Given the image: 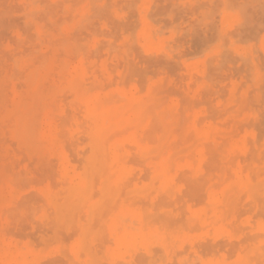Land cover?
Returning a JSON list of instances; mask_svg holds the SVG:
<instances>
[{
  "label": "rangeland",
  "instance_id": "rangeland-1",
  "mask_svg": "<svg viewBox=\"0 0 264 264\" xmlns=\"http://www.w3.org/2000/svg\"><path fill=\"white\" fill-rule=\"evenodd\" d=\"M263 11L0 0V264H264Z\"/></svg>",
  "mask_w": 264,
  "mask_h": 264
},
{
  "label": "bare ground",
  "instance_id": "bare-ground-1",
  "mask_svg": "<svg viewBox=\"0 0 264 264\" xmlns=\"http://www.w3.org/2000/svg\"><path fill=\"white\" fill-rule=\"evenodd\" d=\"M256 1H257V0H256ZM57 2H58V1H57ZM67 2H68V1H67ZM233 2H234V1H233ZM61 3H62V2H61ZM119 3H120V2H119ZM250 3H251V2H250ZM256 3H257V2H256ZM258 3H259V2H258ZM130 4H131V3H130ZM254 4H255V3H254ZM243 5H244V3H243ZM261 5H262V4H261ZM27 6H28V5H27ZM245 6H247V5L245 4ZM186 7H187V5H186ZM202 9H203V8H202ZM204 9H206V8H204ZM230 9H231V8H230ZM256 9H258V8L256 7ZM240 10H241V9H240ZM39 11H40V10H39ZM242 11H244V10H242ZM245 11H246V10H245ZM245 11H244V12H245ZM255 11H256V10H255ZM31 12H32V11H31ZM37 12H38V11H37ZM244 12H243V13H244ZM263 12H264V11H263ZM263 12H262V13H263ZM243 13H242V15H243ZM246 13H247V12H246ZM249 13H250V12H249ZM251 15H252V14H251ZM51 16H52V15H51ZM244 16H245V15H244ZM244 16H243V17H244ZM247 16H248V15H247ZM252 16H253V15H252ZM256 16H257V15H256ZM70 17H71V16H70ZM250 17H251V16H250ZM33 18H34V17H33ZM259 18H261V17H259ZM36 19H37V18H36ZM52 19H53V18H52ZM60 19H61V18H60ZM245 19H246V18H245ZM246 21H247V23L249 22V21H248V18L246 19ZM39 22H40V21H39ZM47 23H48V22H47ZM54 23H55V22H54ZM247 23H246V26H247ZM248 24H249V23H248ZM258 24H259V23H258ZM258 24H256V25H258ZM261 24H263V22H262ZM61 25H62V24H61ZM253 25H254V24H253ZM225 26H226V25H225ZM46 27H47V26H46ZM239 27H240V26H239ZM247 27H248V26H247ZM234 28H235V27H234ZM250 29H251V28H250ZM237 31H238V30H237ZM241 31H243V30H241ZM251 31H252V30H251ZM238 33H239V32H238ZM248 33H249V32H248ZM212 34H213V33H212ZM260 34H261V33H260ZM112 35H113V34H112ZM248 35H249V34H248ZM254 35H255V33H254ZM63 36H64V35H63ZM250 36H251V35H250ZM222 38H223V37H222ZM227 38H228V37H227ZM21 40H22V39H21ZM62 40H63V39H62ZM213 40H214V39H213ZM239 40H240V39H239ZM67 41H68V40H67ZM249 41H250V40H249ZM104 42H105V41H104ZM73 43H74V42H73ZM245 43H247V42H245ZM125 44H126V43H125ZM19 45H20V44H19ZM19 45H18V46H19ZM28 45H29V44H28ZM31 45H32V44H31ZM76 45H77V44H76ZM223 45H224V44H223ZM30 48H31V47H30ZM127 48H128V47H127ZM32 49H33V48H32ZM49 50H50V49H49ZM252 50H253V49H252ZM129 51H130V50H129ZM26 52H27V51H26ZM30 53H31V52H30ZM33 53H34V51H33ZM38 53H39V52H38ZM10 54H11V53H10ZM16 54H17V53H16ZM232 54H233V53H232ZM259 54H260V53H259ZM123 56H124V55H123ZM247 56H248V55H247ZM41 57H42V56H41ZM17 58H18V57H17ZM10 59H11V58H10ZM47 59H48V58H47ZM45 60H46V59H45ZM45 60H44V61H45ZM211 60H212V59H211ZM206 61H207V60H206ZM7 62H8V61H7ZM18 62H19V61H18ZM1 63H2V62H1ZM9 63H10V62H9ZM16 63H17V62H16ZM34 63H35V62H34ZM50 63H51V62H50ZM11 64H12V63H11ZM45 64H46V63H45ZM45 64H44V65H45ZM42 66H43V65H42ZM212 66H213V65H212ZM246 66H247V65H246ZM8 68H9V67H8ZM108 68H109V67H108ZM242 68H243V67H242ZM207 69H208V67H207ZM221 69H222V68H221ZM67 70H68V69H67ZM13 71H14V69H13ZM246 71H247V70H246ZM263 71H264V70H263ZM9 72H10V71H9ZM11 72H12V71H11ZM24 72H25V71H24ZM213 72H214V71H213ZM207 74H208V73H207ZM70 76H71V75H70ZM170 76H171V75H170ZM226 79H227V78H226ZM59 80H60V79H59ZM206 80H208V79H206ZM33 82H34V81H33ZM197 83H198V82H197ZM219 83H221V82H219ZM6 84H7V83H6ZM145 84H146V83H145ZM139 86H140V85H139ZM235 86H236V85H235ZM110 87H111V86H110ZM223 87H224V86H223ZM243 87H245V86H243ZM73 88H74V85H73ZM224 88H225V87H224ZM238 90H239V89H238ZM256 90H257V89H256ZM91 91H92V90H91ZM134 91H135V90H134ZM136 91H137V90H136ZM136 91H135V92H136ZM144 91H145V90H144ZM236 92H237V91H236ZM261 92H262V91H261ZM127 93H128V92L126 91V94H127ZM141 93H142V92H141ZM141 93H140V94H141ZM221 93H222V92H221ZM29 94H30V93H29ZM218 95H219V94H218ZM235 95H236V93H235ZM250 95H251V94H250ZM116 96H117V95H116ZM126 96H127V95H126ZM128 96H129V101L133 100V99H130V95H128ZM219 96H220V95H219ZM211 97H212V96H211ZM251 97H252V96H251ZM114 98H115V96H114ZM117 98H118V97H117ZM117 98H116V99H117ZM127 98H128V97H127ZM136 98H138V97H136ZM140 98H141V97H140ZM140 98H139V99H140ZM123 99H124V98H123ZM252 99H253V97H252ZM252 99H251V100H252ZM22 100H23V99H22ZM26 100H28V99H26ZM104 100H106V99L104 98ZM109 100H110V98H109ZM112 100H113V99L111 98V101H112ZM120 100H121V101H128V99H127V100H126V99H125V100H122L121 98H120ZM251 100H250V101H251ZM39 101H40V100H39ZM111 101L109 102V104H110V106L108 105L109 107H112V106H113V104L111 103ZM129 101H128V102H129ZM140 101H141V100H140ZM200 101H201V100H200ZM112 102H113V101H112ZM115 102H116V101H115ZM40 103H41V102H40ZM42 103H43V102H42ZM93 103H94V104H97V105H95V107H97L98 105L101 106L102 103H104V105H102V107H103V106L106 107L107 104H108V103H107V104L105 105V101H104V102L100 101L101 104H98L99 102L97 103V100H96V102H93ZM116 103H117V102H116ZM116 103H114V104H116ZM131 103H132V102H131ZM183 103H184V101H183ZM233 103H234V102H233ZM20 104H21V103H20ZM76 104L78 105V103H76ZM94 104H92V105L94 106ZM117 104H118V103H117ZM119 104H120V103H119ZM138 104H139V101H138ZM138 104H137V103H134V104L132 105V107H133V108H134V107H138V108H139V106H140V107H143V106H144L143 101H142V103L139 104V106H138ZM195 104H196V103H195ZM207 104H208V103H207ZM213 104H214V103H213ZM47 105H48V104H47ZM74 105H75V104H74ZM128 105H131V104H128ZM135 105H136V106H135ZM142 105H143V106H142ZM156 105H158V104H156ZM162 105H163V104H162ZM100 106H99V107H100ZM149 106H150V105H149ZM152 106H153V105H152ZM2 107H4V106L2 105ZM7 107H8V106H7ZM10 107H11V106H10ZM19 107H20V106H19ZM22 107H24V106H22ZM79 107H80V106H79ZM90 107H92V106H90ZM126 107H127V106H126ZM132 107H131V108H132ZM153 107H154V106H153ZM153 107H152V108H153ZM232 107H233V106H232ZM5 108H6V107H5ZM19 109H20V108H19ZM19 109H18V110H19ZM1 110H2V108H1ZM21 110H22V109H21ZM21 110H20V112L17 111V112H18V113H17L18 116H17L16 113H15L16 115L14 114L15 116L18 117V120H17V122H16V125L19 127V129H20L21 127H22V128L30 127V125L32 124V120H31V118H33V116L30 117L31 114L29 113V111H28V112H23V111L21 112ZM132 110H133V109H132ZM145 110H148V108L145 109ZM145 110H144V112H145ZM106 111H107V110H106ZM130 111H131V109H130ZM138 111H139V110H138ZM182 111H183V110H182ZM208 111H209V110H208ZM125 112H126V111H125ZM125 112H124V113H125ZM139 112H141V111H139ZM144 112H142V113H144ZM146 112H147V111H146ZM209 112H210V111H209ZM79 113H80V112H79ZM104 113L107 115V112H104ZM104 113H103V114H104ZM124 113H123V116H124ZM126 113H127V112H126ZM135 113H136V112H135ZM149 113H150V112H149ZM166 113H167V112H166ZM105 114H104V115H105ZM150 114H151V113H150ZM217 114H218V113H217ZM229 114H230V113H229ZM101 115H102V114H101ZM104 115H102V118H101L103 121L100 120V122H99V121L97 122V118H98L100 115H99L98 117H96V119L94 120L95 122L93 121V122L95 123V126H94L93 136L91 135V136L93 137L94 141H96V142L98 143V145H99V146H98V151H96V150H95L96 152L94 151V153L97 154V155H94V157L98 156V154H99V157H100V158H103V156L106 155V154H105V153H106L105 144H106V143L108 144V142H109V141L107 142V138H108V137H107V136H108V135H107V132H108V134H109V130L111 129V128H110V129H107V128L110 127V125H109L110 123H109V121H107V120H109V119H107L106 115H105V116H104ZM117 115H118V114H117ZM211 115H212V114H211ZM213 115H214V114H213ZM77 116H78V115H77ZM207 116H208V115H207ZM103 117H104V118H103ZM121 117H122V115H121ZM151 117H152V116H151ZM203 117H204V116H203ZM210 118H211V116H210ZM213 118H215V117H213ZM115 119H116V118H115ZM165 119H166V118H165ZM9 120H10V119H8V122H9ZM11 120H12V118H11ZM13 120H14V119H13ZM111 120H113V119H111ZM34 121H35V120L33 119V123H34ZM134 121H135V120H134ZM164 121H165V120H164ZM198 121H199V120H198ZM198 121H197V123H198ZM231 121H232V120H231ZM231 121H230V122H231ZM36 122H37V121H36ZM36 122H35V123H36ZM107 122H108L109 124H107ZM151 122H153L152 119H151ZM11 123H12V121H11ZM35 123H34V124H35ZM85 123H86V121H85ZM134 123H135V122H134ZM140 123H141V124H144V123H142L141 121H140ZM197 123H196V124H197ZM9 124H10V123H9ZM141 124H140V125H141ZM226 124H227V123H226ZM93 125H94V124H93ZM121 125H122V124H121ZM130 125H131V124H130ZM138 125H139V124H138ZM197 125H198V124H197ZM12 126L15 127L14 124H13ZM33 126H34V125L32 124L31 127H33ZM91 126H92V125H91ZM107 126H108V127H107ZM148 126H149V125H148ZM151 126H152V125H151ZM184 126H185V125H184ZM9 127H11V126H9ZM121 127H122V126H121ZM162 127H163V126H162ZM179 127L181 128V126H179ZM132 128H133V127H132ZM148 128H149V127H148ZM180 128H179V129H180ZM238 128H239V127H238ZM15 129H16V128H15ZM31 129H33V128H31ZM119 129H120V128H119ZM130 129H131V127H130ZM181 129H182V128H181ZM23 130H24V129H23ZM28 130H29L28 128L25 129V134H26V131H28ZM88 130H89V129H88ZM117 130H118V129H117ZM123 130H124V129H123ZM155 130H156V128H155ZM203 130H204V129H203ZM0 131H1V130H0ZM19 131H20V130H19ZM35 131H36V128H35ZM66 131H67V130H66ZM171 131L174 132L173 129H172ZM206 131H207V130H206ZM22 132H23V134H24V131H22ZM114 132H115V131H114ZM116 132H117V131H116ZM116 132H115V133H116ZM125 132H126V130H125ZM143 132H144V131H143ZM147 132H148V131H147ZM157 132H158V131H157ZM178 132H179V131H178ZM27 133H29V131H28ZM57 133H58V132H57ZM112 133H113V132H112ZM112 133H111V134H112ZM119 133H122V131H121V132L119 131ZM175 133H176V132H175ZM60 134H62V133H60ZM126 134H127V132H126ZM151 134H152V133H151ZM159 134H160V132H159ZM166 134H167V133H166ZM170 134H172V133H170ZM173 134H174V133H173ZM179 134H180V133H179ZM189 134H190V132H189ZM118 135H119V134H118ZM118 135H117V137H118ZM142 135H143V134H142ZM156 135H157V134H156ZM177 135H178V134H177ZM59 136H60V135H59ZM124 136H125V135H124ZM164 136H165V135H164ZM164 136H163V137H164ZM110 137H111V136H110ZM169 137H170V136H169ZM185 137H186V136H185ZM248 138H249V137H248ZM83 139H84V138H83ZM126 139H127V138H126ZM186 139L189 140V135H188V137H187ZM190 139H191V138H190ZM200 139H201V138H200ZM108 140H111V139H108ZM114 140H115V138H114ZM118 140H119V139H118ZM167 140H168V139H167ZM177 140H178V138H177ZM94 141H93V142H94ZM185 141H186V140L183 139L182 142L184 143ZM191 141H192V140H191ZM191 141H190V142H191ZM110 142H111V141H110ZM176 142H177V141H176ZM180 142H181V140H180ZM242 142H243V141H242ZM94 143H95V142H94ZM143 143H144V142H143ZM183 143H182V144H183ZM186 143H188V142H186ZM152 144H153V143H152ZM182 144H181V145H182ZM225 144H226V143H225ZM245 144H246V143H245ZM245 144H244V145H245ZM110 145H112V144H110ZM113 145H114V144H113ZM125 145H126V144H125ZM179 145H180V144H178V146H179ZM199 145H200V143H199ZM226 145H227V144H226ZM248 145H249V144H248ZM170 146H171V145H170ZM172 146H173V145H172ZM176 146H177V145H176ZM192 146H193V145H192ZM241 146H242V145H241ZM127 147H128V145H127ZM86 148H87V147H86ZM94 148H96V147H94ZM172 148H173V147H172ZM172 148H171V149H172ZM174 148H175V147H174ZM189 148H191V147H189ZM118 149H119V148H118ZM127 149H128V148H127ZM176 149H177V148H176ZM222 149H223V148H222ZM93 150H94V149H93ZM113 150H114V149H113ZM115 150H116V149H115ZM183 150H184V149H183ZM186 150H188V148H187ZM217 150H218V148H217ZM87 151H88V150H87ZM119 151H120V150H119ZM109 152H111V151H109ZM113 152H114V151H113ZM116 152H117V151H116ZM130 152H131V151H130ZM202 152H203V151H202ZM83 153H84V152H83ZM87 153H88V152H87ZM164 153H165V152H164ZM164 153H163L162 155H164ZM166 153H167V152H166ZM189 153L191 154V152H189ZM193 153H194V151H193ZM205 153H207V152H205ZM216 153H217V152H216ZM221 153H222V152H221ZM261 153H262V152H261ZM196 154H197V151H196ZM214 154H215V153H214ZM112 155H114V153H112ZM220 155H221V154H220ZM193 156H194V155H193ZM201 156H202V155H201ZM207 156H208V155H207ZM211 156H212V155H211ZM221 156H222V155H221ZM261 156H262V155H261ZM115 157H116V156H115ZM171 157H172V156H171ZM180 157H181V156H180ZM203 157H204V156H203ZM208 157H209V156H208ZM218 157H219V155L217 156V158H218ZM236 157H238V156L236 155ZM113 158H114V156H113ZM149 158H150V157H149ZM153 158H154V157H153ZM157 158H158V157H156V159H157ZM183 158H184V157H183ZM212 158H213V157H212ZM215 158H216V157H215ZM231 158H233V159H232L233 162L236 161V160L234 159V157H231ZM254 158H255V157H254ZM97 159H99V158H96V162L98 161ZM193 159H194V158H193ZM196 159H197V158H196ZM209 159H210V158H209ZM260 159H261V157H260ZM100 160H102V159H100ZM100 160H99V161H100ZM145 160H147V159H145ZM183 160H184V159H183ZM188 160H189V159H188ZM190 160H191V159H190ZM229 160H230V159H229ZM229 160H228L227 163H225L226 165H227L228 163H229V165H231V163H230ZM234 160H235V161H234ZM255 160H256V159H255ZM257 160H258V159H257ZM92 161H94V160H92ZM107 161H108V160H107ZM137 161H138V160H137ZM197 161H198V160H197ZM197 161H196V162H197ZM214 161H215V160H214ZM246 161H247V160H246ZM100 162H101V161H100ZM196 162H194V163H196ZM247 162H248V161H247ZM256 162H257V161H256ZM97 163H98V162H97ZM97 163H95V164H97ZM205 163H206V162H205ZM214 163H215V162H214ZM257 163H258V162H257ZM79 164H80V163H79ZM101 164H103V163H101ZM101 164H100V165H101ZM203 164H204V163H203ZM234 164H235V163H234ZM258 164H259V163H258ZM98 165H99V164H98ZM125 165H126V164H125ZM192 165H193V162H192ZM200 165H201V164H200ZM211 165H214V166H215V164H213V162H212ZM218 165H220V164H218ZM232 165H233V164H232ZM232 165H231V166H232ZM93 166H94V165H93ZM102 166H103V165H102ZM113 166H114V165H113ZM172 166H173V165H172ZM174 166H175V165H174ZM174 166H173V167H174ZM216 166H217V163H216ZM234 166H235V165H234ZM234 166H233V167H234ZM244 166H245V165H244ZM95 167H96V165H95ZM157 167H158V166H157ZM194 167H195V166H194ZM202 167H203V166H202ZM211 167H212V166H211ZM241 167H242V166H241ZM111 168H112V167H111ZM111 168H109V169H111ZM119 168H120V167H119ZM200 168H201V167H200ZM212 168H213V167H212ZM105 169H106V168H105ZM155 169H156V168H155ZM202 169H203V168H202ZM88 170H89V169H88ZM93 170H95V169H93V167H92V171H93ZM107 170H108V169H107ZM212 170H213V169H212ZM217 170H218V169H217ZM228 170H230V169H228ZM89 171H91V170H89ZM96 171H97V170H96ZM164 171H165V170H164ZM214 171H216V169H215ZM214 171H213V172H214ZM205 172H206V171H205ZM244 172H245V171H244ZM7 173H8V172H7ZM90 173L92 174V172H90ZM90 173H89V174H90ZM93 173H94V172H93ZM95 173H96V172H95ZM104 174H105V173H104ZM228 174H229V172H228ZM242 174H243V171H242ZM92 175H93V174H92ZM144 175H145V174H144ZM232 175H233V174H232ZM112 176H113V175H112ZM214 176H215V175H214ZM229 176H230V174H229ZM180 177H181V176H180ZM230 177H231V176H230ZM251 177H252V176H251ZM111 178H112V177H111ZM193 178H194V177H193ZM216 178H217V176H216ZM226 178H227V177H226ZM67 179H68V178H67ZM67 179H66V180H67ZM112 179H113V178H112ZM231 179H232V178H231ZM250 179H251V178H250ZM132 180H133V179H132ZM206 180H207V179H206ZM224 180H225V179H224ZM253 180H254V179H253ZM13 181H14V180H13ZM133 181H134V180H133ZM226 181H227V180H226ZM228 181H229V179H228ZM232 181H233V180H232ZM232 181H231V182H232ZM242 181H243V180H242ZM60 182H61V181H60ZM130 182H131V181H130ZM180 182H181V181H180ZM61 183H62V182H61ZM207 183H209L208 180H207ZM3 184H4V183H3ZM97 184H98V183H97ZM130 184H131V183H130ZM18 185H19V184H18ZM67 185H68V183H67ZM93 185H94V184H93ZM126 185H127V184H126ZM218 185H219V184H218ZM94 186H95V185H94ZM129 186H130V185H129ZM123 187H124V186H123ZM51 189H54V188H51ZM189 191H190V190H189ZM64 192H65V191H64ZM203 192H204V191H203ZM65 193H66V192H65ZM122 193H124V192L122 191ZM212 193H213V192H212ZM60 194H61V193H60ZM63 194H64V193H62V195H63ZM204 194H205V193H204ZM245 195H246V194H245ZM58 196H60V195H58ZM95 197H96V196H95ZM108 197H109V196H108ZM122 197H123V196H122ZM134 197H136V196H134ZM221 197H223V196H221ZM93 198H94V197H93ZM168 198H169V197H168ZM183 198H184V197H183ZM105 199H109V198H105ZM148 199H149V198H148ZM228 199H229V198H228ZM119 200H120V199H119ZM166 200H167V199H166ZM189 201H190V200H189ZM221 201H222V200H221ZM258 201H259V200H258ZM18 202H19V201H18ZM241 202H242V201H241ZM67 203H68V202H67ZM105 203H106V202H105ZM117 203H118V201H117ZM126 203H127V202H126ZM137 203H138V202H137ZM174 203H175V202H174ZM178 203H179V202H178ZM180 203H181V202H180ZM180 203H179V204H180ZM204 203H205V202H204ZM251 203H252V202H251ZM86 204H87V203H86ZM138 204H139V203H138ZM259 204H260V202H259ZM65 205H66V204H65ZM67 205H69V203H68ZM134 205H135V203H134ZM145 205H146V204H145ZM182 205H183V203H182ZM114 206H115V204H114ZM194 206H195V205H194ZM202 206H203V205H202ZM46 207H47V206H46ZM112 208H113V207H112ZM142 208H143V206H142ZM166 208H167V207H166ZM222 208L224 209L223 206H222ZM48 209H49V208H48ZM113 209H114V208H113ZM115 209H116V208H115ZM153 209H154V207H153ZM162 209H163V208H162ZM63 211H64V210H62V212H63ZM94 211H95V210H94ZM2 212H3V211H2ZM81 212H82V211H81ZM81 212H80V213H81ZM178 212H179V210H178ZM210 212H211L210 210L207 211V213H210ZM75 213H76V212H75ZM80 213H79V214H80ZM218 213H219V212H218ZM257 213H258V212H257ZM81 214H82V213H81ZM181 214H182V213H181ZM184 214H186V213H184ZM204 214H205V213H204ZM82 215H83V214H82ZM261 215H262V214H261ZM49 216H50V215H49ZM53 216H54V215H53ZM65 216H66V215H65ZM107 216H108V215H107ZM263 216H264V215H263ZM66 217H67V216H66ZM173 217H174V216H173ZM177 217H178V216H177ZM200 217H201V216H200ZM75 218H76V217H75ZM102 218H103V217H102ZM164 218H165V217H164ZM169 218H170V217H169ZM211 218H212V217H211ZM226 218H227V217H226ZM164 220H165V219H164ZM82 221H83V220H82ZM151 221H153V219H151ZM84 222H85V221H84ZM243 222H244V221H243ZM65 223H66V221H65ZM167 223H168V222H167ZM174 223H175V222H174ZM73 224H75V223H73ZM134 225H135V224H134ZM148 225H149V222H148ZM193 225H194V224H193ZM232 225H233V224H232ZM209 226H210V225H209ZM62 227H63V226H62ZM71 227H72V226H71ZM103 227H104V226H103ZM192 227H193V226H192ZM207 227H208V226H207ZM246 227H247V226H246ZM168 228H169V226H168ZM172 228H173V227H172ZM172 228H171V229H172ZM195 228H196V226H195ZM198 228H199V227H198ZM198 228H197V229H198ZM62 229H64V228H62ZM71 230H72V229H71ZM190 230H192V229H190ZM193 231H194V230H193ZM260 231H261V230H260ZM241 232H243V231H241ZM210 233H211V232H210ZM58 234H59V233H58ZM76 235H77V233H76ZM148 237H150V236H148ZM106 238H107V237H106ZM106 238H105V239H106ZM258 238H259V237H258ZM97 240H98V239H97ZM108 241H109V239H108ZM249 241H250V240H249ZM247 242H248V241H247ZM250 242H251V241H250ZM184 247H185V246H184ZM184 247H183V249H184ZM99 248H100V247H99ZM200 248H201V247H200ZM245 250H246V249H245ZM202 252H203V251H202ZM241 252L243 253V250H242ZM96 253H97V252H96ZM203 253H204V252H203ZM80 255H81V254H80ZM99 255H100V254H99ZM137 255H138V254H137ZM140 255H141V254H140ZM206 255H207V254H206ZM216 255H217V254H216ZM208 256H209V255H208ZM244 256H245V255H244ZM260 257H261V256H260ZM260 257H259V258H260ZM2 258H3V257H2ZM248 260H249V259H248ZM251 261H253V260H250V262H251ZM140 262H141V261H140ZM259 262H260V261H259ZM53 263H54V262H53ZM138 264H139V263H138ZM167 264H168V263H167Z\"/></svg>",
  "mask_w": 264,
  "mask_h": 264
}]
</instances>
